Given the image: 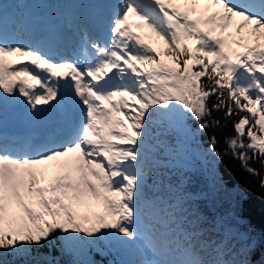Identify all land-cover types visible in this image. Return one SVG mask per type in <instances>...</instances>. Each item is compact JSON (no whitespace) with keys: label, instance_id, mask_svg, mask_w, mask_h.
<instances>
[{"label":"snow or ice","instance_id":"snow-or-ice-1","mask_svg":"<svg viewBox=\"0 0 264 264\" xmlns=\"http://www.w3.org/2000/svg\"><path fill=\"white\" fill-rule=\"evenodd\" d=\"M105 7L107 39L94 31L103 11L83 23L69 16L79 39L64 55L54 41H10L9 32L30 34L32 22L0 3V102L23 97L32 115L50 121L38 141L0 134V264L5 253L57 239L69 251L146 240L151 259L134 264H264V234L222 228L205 238L183 194L159 173L166 129L187 134L192 120L203 133L231 121L223 155L264 189V0ZM208 143L215 186L223 155L215 133ZM93 202L103 210L91 212Z\"/></svg>","mask_w":264,"mask_h":264},{"label":"trees","instance_id":"trees-1","mask_svg":"<svg viewBox=\"0 0 264 264\" xmlns=\"http://www.w3.org/2000/svg\"><path fill=\"white\" fill-rule=\"evenodd\" d=\"M213 133L218 139V150H222L223 155L226 148L223 138L234 134L231 121L227 123V127L203 132L202 143L209 146V136ZM250 163L253 167H260L258 162ZM163 165L159 173L164 185L170 183L183 194L185 207L190 215L199 218L202 233L212 234L216 226H234L240 231L248 230L256 237L264 234V189L259 187L257 177H251L244 170L240 160L231 154L223 155V159L215 164L217 175L221 178L215 186L209 180L208 162L184 172L166 163ZM234 217L240 218L239 223ZM260 256L261 250L258 248L250 258L258 260ZM3 259L6 264H36L37 261L47 260L53 261V264H80L79 256L74 251L64 249L59 239L53 243H45L39 249H32L26 255L5 253Z\"/></svg>","mask_w":264,"mask_h":264},{"label":"rangeland","instance_id":"rangeland-1","mask_svg":"<svg viewBox=\"0 0 264 264\" xmlns=\"http://www.w3.org/2000/svg\"><path fill=\"white\" fill-rule=\"evenodd\" d=\"M12 40H20L23 42L24 34L17 30L12 34ZM0 111L6 112L9 110L4 109L0 104ZM26 119L29 121L28 124L30 126L39 127L33 124L39 121L40 118H37L30 113L26 116ZM192 122V120L185 121L186 127L189 130L187 134L180 128H176L165 130L166 136L159 137L161 142L160 146L162 148L166 149L167 151H171L184 156L185 162H183L182 164L186 169H195L196 167L200 166L201 164H205L211 159V157L206 155L208 146L204 143H201L202 138L200 136V133L199 131H197V128L193 125ZM22 138L26 139V136L23 135ZM100 206L101 205H99V207ZM90 211L99 212L98 209H90ZM83 246H88L90 249H92V251L96 249V244L92 246L84 244ZM98 246L101 245L99 244Z\"/></svg>","mask_w":264,"mask_h":264}]
</instances>
